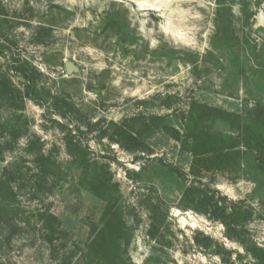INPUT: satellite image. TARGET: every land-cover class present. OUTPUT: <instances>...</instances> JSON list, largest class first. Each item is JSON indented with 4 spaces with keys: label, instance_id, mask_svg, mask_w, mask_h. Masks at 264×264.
<instances>
[{
    "label": "rangeland",
    "instance_id": "rangeland-1",
    "mask_svg": "<svg viewBox=\"0 0 264 264\" xmlns=\"http://www.w3.org/2000/svg\"><path fill=\"white\" fill-rule=\"evenodd\" d=\"M0 4V144L18 136L0 157V178L11 163L23 175L17 189H3L11 224L0 230V264H254L220 221L188 207L151 169L196 180L183 143L195 104L243 116L264 105V0ZM68 62L79 71L68 74ZM155 118L182 141L155 137ZM118 127L144 137L151 129L152 152L126 151L113 141ZM197 184L253 209L246 235L264 249V190L243 163ZM109 205L122 232L98 243Z\"/></svg>",
    "mask_w": 264,
    "mask_h": 264
},
{
    "label": "trees",
    "instance_id": "trees-1",
    "mask_svg": "<svg viewBox=\"0 0 264 264\" xmlns=\"http://www.w3.org/2000/svg\"><path fill=\"white\" fill-rule=\"evenodd\" d=\"M262 2L263 0H259V5ZM38 31L40 37L44 34L51 35V31L46 28H40ZM2 85L8 94L15 92L11 81L7 80L6 84ZM163 123V119L155 118V137L159 132H173L174 139L182 141L177 130ZM221 123L232 126L233 135L210 131V128ZM185 129L187 134L183 143L193 159L191 173L196 180L188 184L172 166L162 164H155L152 167L153 177L180 189L183 193V201L188 207L208 215L214 221H220L226 228L227 236L239 241L245 247L253 257L254 264H264V249L251 244L246 235V226L253 216V209H244L243 202H231L227 197H217L218 193L197 184V179L215 173L235 161L240 165L243 163L246 172L257 183L259 189L264 190V105L259 104L255 108L246 109V114L243 116L195 104L189 112ZM147 131L149 136L144 137L142 133L134 134L126 128L118 127L113 141L133 154L151 153L152 148L148 139L153 131L151 129ZM10 141L5 142L4 145L0 144L2 159L6 151L13 152V144L18 142L17 131L12 130ZM22 177V171L17 164L11 163L4 169L0 178V230L6 229V224H11L8 210L1 202L3 189L6 186L10 191L17 189ZM105 220L106 231L101 234L98 243L104 240L106 242V237L115 240L122 232L120 215L110 205L106 208ZM157 230L158 225L155 222V232ZM206 243V247H212L213 240L207 237ZM105 254L109 253L105 252Z\"/></svg>",
    "mask_w": 264,
    "mask_h": 264
},
{
    "label": "water",
    "instance_id": "water-1",
    "mask_svg": "<svg viewBox=\"0 0 264 264\" xmlns=\"http://www.w3.org/2000/svg\"><path fill=\"white\" fill-rule=\"evenodd\" d=\"M65 67L68 74H73L79 71V68L73 62L66 63Z\"/></svg>",
    "mask_w": 264,
    "mask_h": 264
}]
</instances>
